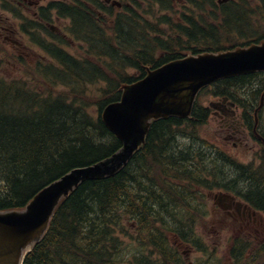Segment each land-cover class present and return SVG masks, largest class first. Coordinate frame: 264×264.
Wrapping results in <instances>:
<instances>
[{
    "label": "trees",
    "instance_id": "16d2710c",
    "mask_svg": "<svg viewBox=\"0 0 264 264\" xmlns=\"http://www.w3.org/2000/svg\"><path fill=\"white\" fill-rule=\"evenodd\" d=\"M260 8L249 15L246 8L233 6L231 13L237 15L221 26L191 21L194 27L178 30L186 40L181 35L177 41L168 40L156 34L157 28L152 36L137 23L135 31L131 27L105 39L103 49H98L99 41H93L90 51L96 58L101 54L100 64L57 51L62 64L43 67L48 76H42L68 86L71 96L43 95L0 79V210L24 207L40 189L71 169L116 152L122 142L104 124L101 111L119 99L121 85L143 77L147 66L158 67L184 50L215 51L238 45L235 32L245 30L247 18L250 26L257 15L264 17V6ZM69 14L77 21L74 32L81 35L86 16L75 10ZM98 80L105 85L93 111L89 102L78 98ZM263 83L264 75L255 74L219 81L213 88L220 96L232 94L230 88L238 85L257 96ZM198 104L193 120L154 121L145 144L128 165L113 177L85 181L71 193L24 264H121L126 260L177 264L172 261L168 234L193 240L195 220L207 212L206 203L199 201L203 190L247 192V199L264 206V183L254 169L243 167L200 135L199 127L209 114ZM131 239L143 248L132 246Z\"/></svg>",
    "mask_w": 264,
    "mask_h": 264
},
{
    "label": "water",
    "instance_id": "95a60500",
    "mask_svg": "<svg viewBox=\"0 0 264 264\" xmlns=\"http://www.w3.org/2000/svg\"><path fill=\"white\" fill-rule=\"evenodd\" d=\"M264 71V40L223 52L187 54L122 86L121 97L108 103L102 118L123 142L111 156L75 167L43 187L21 209L0 210V264H23L24 257L50 227L58 207L88 180L115 176L145 143L154 120L192 115L198 93L219 79ZM264 94L261 100L263 105Z\"/></svg>",
    "mask_w": 264,
    "mask_h": 264
},
{
    "label": "rangeland",
    "instance_id": "374dc122",
    "mask_svg": "<svg viewBox=\"0 0 264 264\" xmlns=\"http://www.w3.org/2000/svg\"><path fill=\"white\" fill-rule=\"evenodd\" d=\"M197 1V0H195ZM248 4H253L252 1H247ZM197 3H200L198 1ZM9 7H16V2H6ZM165 5L172 6L171 12L168 13L167 10L162 8V4L155 5L154 11L155 16L151 15L148 16V19H154V23L156 19H159L161 16L166 15L167 17L171 18V22L178 23L182 22L180 19L183 15L182 12L185 11L188 14L193 15L194 17L199 16L200 18L203 17H210L211 16V6L209 7L206 3L202 4H182V3H171L168 2L163 3ZM1 8V7H0ZM258 11V9H255ZM19 11V10H18ZM9 13V12H8ZM6 14V13H5ZM10 14V13H9ZM11 15V14H10ZM218 19L213 23L219 25L222 15L217 11ZM255 21L252 23L250 28L256 27V25L261 23L264 25V17L260 18V15H257ZM47 29H49V25H55L54 27L57 29V44L65 50L67 53L71 54L72 56L78 59H86V61H93L100 64L94 54L89 50H86V47L83 43H79V41L73 39L72 35L68 33L66 29V25H68L69 21L66 19H58L54 16V20L52 22H47ZM12 24V21H11ZM14 24V22H13ZM159 30H156V34L159 33L162 37L167 38L168 40L171 39L172 36L175 35V32L171 33V28L169 25L161 24ZM53 30V29H52ZM55 31V30H54ZM154 33V32H153ZM152 34V33H151ZM154 36V34H152ZM43 37V35H42ZM186 37V36H185ZM44 38V37H43ZM247 38H243L242 40H246ZM61 51L60 48H58ZM39 50L33 49L26 53L20 54L19 50L16 46L9 43L7 46L1 45L0 42V75L4 80L8 82H13L15 84L23 85L25 88L40 92L43 95L46 94H67L72 95L69 87L66 85H56V83H50L48 80L44 79L43 76H48L42 71V65L39 66V62H36L39 57ZM68 54V55H69ZM46 61H50L49 58H46ZM52 66H57L54 62L50 61ZM48 62H45L47 65ZM130 73L135 74L133 70H129ZM43 74V76H42ZM50 78V77H48ZM52 81V80H51ZM102 80H98L92 85L88 86L83 92L80 93L79 100H85L89 102L94 111L96 109V105L94 104L97 97L100 96L101 89L104 87V83H98ZM252 82L255 86L259 85V83L255 80H248ZM213 91H206L201 95L200 101L209 106L211 100H215L216 97L212 95ZM253 95V93H251ZM255 97L250 98L254 102ZM219 101V100H218ZM260 122L264 128V107L261 111V119ZM236 128L239 129L237 124H234ZM220 118L215 116V113H211L209 118V122L204 125H200V135L205 139H211L216 141L221 146L225 147L231 156L238 161L240 164H247L250 162H261L260 154H261V146L260 144L255 141L254 139H249V144H240L238 143L241 137L239 132H232L234 138L226 139L229 137L228 131L229 129H222ZM226 133V134H225ZM231 138V137H230ZM239 139V140H237ZM237 143L236 145L234 143ZM254 166H257L255 164ZM259 170V168H258ZM203 193H206V197L204 198V202L210 208V214L205 218L199 221L198 223V231L201 235L202 239L207 244V250L203 253L200 251L194 252L187 244H179L178 252L188 251V259L185 262L183 258L182 264H189V262L197 263L198 261H213L217 264H233L232 260L229 259L228 250L230 249V242L235 240V236L245 235L247 239H250L248 252L250 251V256L255 257L260 254L261 251H264V246L261 244V238H264V232L262 231L261 236H256V228L257 226H244L242 227V223L239 221H226L220 220L223 219L225 216V211L222 212L220 209L214 207V193L218 191L210 192L208 190H203ZM233 239V240H231ZM171 241L174 240V237L170 239ZM193 251V252H192ZM260 261H264V253L263 258L259 259ZM132 264V263H129Z\"/></svg>",
    "mask_w": 264,
    "mask_h": 264
},
{
    "label": "flooded vegetation",
    "instance_id": "af4514ba",
    "mask_svg": "<svg viewBox=\"0 0 264 264\" xmlns=\"http://www.w3.org/2000/svg\"><path fill=\"white\" fill-rule=\"evenodd\" d=\"M7 1H15L16 7H9L6 4ZM163 1L166 0H0V42L4 46L9 43L13 44L21 55L28 53L30 49L37 48L41 52L55 54L57 29L54 27L55 25H49V29H47V22H52L54 16L58 19L68 20L69 23L65 27L71 36L74 29L77 28V21L69 13L75 10L82 12L87 18L85 29L82 32L83 43L87 44L97 40L102 44L104 40L102 32L106 24V18H115L116 24L120 26L121 24L131 25L138 14V2H156L160 4ZM171 1L182 4L195 2V0ZM232 1L235 0H221V3L216 0L221 7L227 6L226 4ZM15 10H17V13H15ZM40 56L46 59L50 55L40 53ZM49 59L51 60V58ZM220 108L222 111L220 110L218 113L222 115L227 125L235 123L238 127L241 126V139L247 141L248 136L257 139V133L254 131L249 132L246 128L238 107L231 106L227 102L221 104ZM233 129L237 130L238 128L233 126ZM231 198L228 199L229 202L223 220L240 221L246 225H250L252 222L264 225V217L254 211L251 206L247 203H239L237 199Z\"/></svg>",
    "mask_w": 264,
    "mask_h": 264
},
{
    "label": "bare ground",
    "instance_id": "6f19581e",
    "mask_svg": "<svg viewBox=\"0 0 264 264\" xmlns=\"http://www.w3.org/2000/svg\"><path fill=\"white\" fill-rule=\"evenodd\" d=\"M128 184V183H127ZM80 187V186H79Z\"/></svg>",
    "mask_w": 264,
    "mask_h": 264
}]
</instances>
